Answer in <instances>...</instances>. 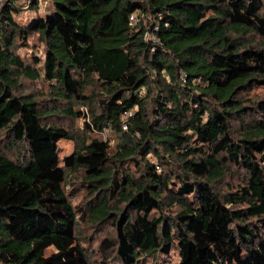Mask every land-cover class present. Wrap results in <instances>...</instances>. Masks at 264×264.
<instances>
[{
    "label": "trees",
    "instance_id": "obj_1",
    "mask_svg": "<svg viewBox=\"0 0 264 264\" xmlns=\"http://www.w3.org/2000/svg\"><path fill=\"white\" fill-rule=\"evenodd\" d=\"M37 4L0 0V264H90L79 218L111 224L101 245L121 264L171 251L175 264H264V99L244 97L264 84V0H44L45 16L15 21ZM34 33L43 58L28 64L18 50ZM39 78L47 99L19 91ZM93 83L76 137L57 119L82 116ZM103 130L114 148L87 134ZM64 139L75 148L61 157ZM232 168L241 182L222 193ZM66 170L83 171V208Z\"/></svg>",
    "mask_w": 264,
    "mask_h": 264
},
{
    "label": "rangeland",
    "instance_id": "obj_2",
    "mask_svg": "<svg viewBox=\"0 0 264 264\" xmlns=\"http://www.w3.org/2000/svg\"><path fill=\"white\" fill-rule=\"evenodd\" d=\"M47 1V0H46ZM44 0H38L36 9H23L19 13L14 15V19L17 23L22 25L31 24L37 17L45 16L47 13L43 7ZM48 5L52 8L51 4ZM29 46L26 48H20L18 52L23 55L26 62L32 63L31 56L33 54L36 57L43 58V43L38 39L36 33L32 34L28 39ZM21 93H34L39 100H45L48 88L46 83L39 78L35 81H29L27 79L22 80V85L19 90ZM83 93L86 95L85 103H76L74 105V110H79L83 112L80 117L72 116H62L57 119L58 123L65 126L71 134L77 136H82L84 132V126L86 122L90 121L89 111L96 110L97 99L100 95V89L95 83L85 87ZM244 97H250L251 101L264 99V84L253 87L244 94ZM87 132V131H86ZM91 137H98L103 140H107L111 148H114L119 139L110 130H103L101 132H91L87 133ZM75 148L74 140H60L58 142V151L61 157L68 155ZM11 153V152H10ZM148 158L153 160L151 155ZM66 182L64 184L65 190L71 200V203L80 209L85 207V202L89 196L85 184L83 183L82 170H77L71 172L66 170ZM241 182V172L235 168H232L229 173L225 175L223 180L215 184L217 188L222 193L230 191V189H235L237 185ZM86 219V218H85ZM115 230L109 222L98 223L94 220H82L79 218L76 225V237L87 250L90 264H121L120 261L114 255V251L109 248L106 249L101 245L103 238H114ZM51 249L47 250V253ZM178 255L176 251H171L168 256L161 255L158 259L157 264H175L178 261ZM152 259L147 260V264H151Z\"/></svg>",
    "mask_w": 264,
    "mask_h": 264
},
{
    "label": "built area",
    "instance_id": "obj_3",
    "mask_svg": "<svg viewBox=\"0 0 264 264\" xmlns=\"http://www.w3.org/2000/svg\"><path fill=\"white\" fill-rule=\"evenodd\" d=\"M135 15L134 14H132L131 16H130V21H131V24H135V22H136V20H135ZM145 39H152L154 42H157L158 41V39H157V37H155L152 33H150L149 31H146V33H145ZM128 114H130V112L128 113ZM124 127H126L125 125H124Z\"/></svg>",
    "mask_w": 264,
    "mask_h": 264
}]
</instances>
